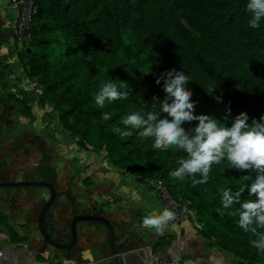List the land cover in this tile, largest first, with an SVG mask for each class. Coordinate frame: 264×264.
Here are the masks:
<instances>
[{
  "label": "trees",
  "instance_id": "1",
  "mask_svg": "<svg viewBox=\"0 0 264 264\" xmlns=\"http://www.w3.org/2000/svg\"><path fill=\"white\" fill-rule=\"evenodd\" d=\"M36 2L38 13L19 61L25 74L37 78L42 87L39 102L53 104L81 148L104 153L114 167L135 171L136 180L163 179L176 197L191 202L194 215L206 226L200 228L201 234L207 239L217 235L216 246L234 252L240 264H264V253L251 244L256 235L238 225L234 214L238 205L223 209L221 204L224 190L236 191L245 183L243 175L255 173L236 170L223 161L212 166L206 183L193 186L191 177H169L186 153L154 149L152 139L140 138L136 130L129 137L113 131L114 127L123 129L121 117L132 112L159 111L158 103L153 107V98L162 101L166 94L163 81L158 85L156 80L173 68L190 79L186 86L193 93L196 115H214L224 123L230 107L229 126L240 112L248 113L249 123L264 116V20L258 28L250 27L248 0ZM109 81H117L129 95L100 108L93 93L101 82ZM214 96L222 97V102ZM5 101L24 116L34 117L26 95L10 93ZM105 112L111 119H102ZM197 124L186 122L183 127L191 129ZM247 198L246 191L242 199ZM0 222L13 240H25L1 212ZM173 239L159 236L153 251L169 247ZM115 259L123 264L121 256Z\"/></svg>",
  "mask_w": 264,
  "mask_h": 264
},
{
  "label": "clouds",
  "instance_id": "2",
  "mask_svg": "<svg viewBox=\"0 0 264 264\" xmlns=\"http://www.w3.org/2000/svg\"><path fill=\"white\" fill-rule=\"evenodd\" d=\"M246 8L251 14L250 27L258 28L264 20V0H248ZM189 80L183 71L175 68L165 71L156 80L158 85L163 81L165 98L162 101L159 97L153 98L156 101L153 107L158 103L159 111L132 112L121 117L124 128L114 127L113 131L121 137H129L133 135L132 130H136L140 138L152 139L154 149L174 148L186 153L176 161L178 167L169 172V177L176 180L191 177L193 186L206 183L212 166L223 161L236 170L255 173L243 175L245 183L236 191L224 190L221 204L223 209L238 205L234 212L238 215V225L245 232L256 235L251 244L264 253V231H259L264 230V116L253 118L249 123L248 113L240 112L229 126L230 107L225 113L224 123L214 115H196L193 93L186 86ZM128 95V91L120 90L117 84L109 81L101 82L93 98L98 107L104 108L106 103L126 100ZM214 98L222 102V97ZM102 119H111V114L102 113ZM192 121H198L194 128L183 127L186 122ZM246 191L249 198L242 199ZM217 211L224 215L220 209ZM174 217L175 213L165 208L159 214L143 216L141 226L163 235Z\"/></svg>",
  "mask_w": 264,
  "mask_h": 264
},
{
  "label": "rangeland",
  "instance_id": "3",
  "mask_svg": "<svg viewBox=\"0 0 264 264\" xmlns=\"http://www.w3.org/2000/svg\"><path fill=\"white\" fill-rule=\"evenodd\" d=\"M10 13L13 15L15 13L10 8V0H0V96L6 100L10 93L20 96L26 95L34 117L28 118L19 109L9 105L6 115L0 122V140L31 147L34 156L42 164V170L46 168L47 173L50 174L48 169L52 168L51 174L54 176L57 188L65 197L60 196L55 202L53 207L56 206V211L54 210V213L47 217V226L55 238L67 242L70 239L68 228L70 211L68 210L74 207L75 213H78L77 211H81V207H83L87 212L92 213L101 205V165L106 157L104 153L96 152L93 149L81 148L78 137L61 123L58 111L53 104L51 102L44 104L39 102L42 87L37 78H31L25 74L23 65L19 61L20 50L25 47L28 38L23 44L15 41L11 33L13 19L11 20ZM4 47L10 51V56H7L6 52L3 51ZM114 83L118 87L121 86L117 81ZM3 110L4 107L0 103V113ZM119 170L127 175L133 174V177L136 178L135 171L129 168H120ZM144 179L146 181L143 186L149 184L153 178L145 177ZM146 190L148 191V189ZM67 195L70 200L65 204ZM72 199H74L73 203ZM187 221L192 222L193 232L203 238L205 253L211 254L217 263L222 260L239 259L234 252L222 250L216 246L217 235L213 234L211 239H207L201 234L200 228H206V226L197 214H193ZM79 233L81 237L78 246L75 252H72V257L76 261L90 262L101 258L103 255L106 256L109 250V235H104L101 231V223H81ZM36 236V238L25 237V241H28L26 242L27 256L34 253L36 260L42 264H65L67 251L48 245L40 239L39 235ZM182 238L183 234L180 232L178 237H174L173 242L177 241L175 244L179 245ZM148 246L153 258L157 256V251L162 249L154 252L153 244L149 243ZM88 249L89 253H82ZM196 257L197 255L193 254L184 258L191 260Z\"/></svg>",
  "mask_w": 264,
  "mask_h": 264
},
{
  "label": "crops",
  "instance_id": "4",
  "mask_svg": "<svg viewBox=\"0 0 264 264\" xmlns=\"http://www.w3.org/2000/svg\"><path fill=\"white\" fill-rule=\"evenodd\" d=\"M10 15L14 23V15L11 13ZM3 51L10 56V51L6 47ZM39 162L31 147L0 140V180L40 179L43 176L38 166ZM101 166L100 196L103 214L115 223L117 242L128 252L127 256L133 254L141 259L149 250L148 244H153L159 236H162L153 229L141 226L143 216L162 212L158 194L151 183L143 186L146 179L136 180L133 174H124L119 170L120 168L112 166L107 159H104ZM48 198L49 190L45 187L33 186L20 189L0 187V212L5 215L9 225L19 236L36 238V235H39L42 239L36 218L42 204ZM54 210L56 211V206L47 212L46 222L47 217L52 215ZM81 211L84 212L85 209L81 207ZM73 214L75 208L71 216ZM191 223L189 221L181 224L169 223L163 235L178 237L181 232L183 234L181 244L176 245L177 241H174L171 246L157 251L155 258L152 255L153 263L159 258L175 259V254L179 256V259H175L176 264H198L202 259L214 260L211 254L205 253L203 238L193 232L194 226ZM101 231L104 235H109L106 226L102 223ZM26 242L28 241L13 240L8 228L0 222V249L4 251L3 256H0L2 263L42 264L36 260L34 253L26 255ZM88 251L89 249L82 253H89ZM193 254L197 255L195 259L184 258Z\"/></svg>",
  "mask_w": 264,
  "mask_h": 264
},
{
  "label": "water",
  "instance_id": "5",
  "mask_svg": "<svg viewBox=\"0 0 264 264\" xmlns=\"http://www.w3.org/2000/svg\"><path fill=\"white\" fill-rule=\"evenodd\" d=\"M27 50L31 52L32 48L27 47ZM0 103L4 107V110L0 113V122H1L2 118L6 115L9 109V105L1 96H0ZM33 186L45 187L49 190V198L46 200V202L43 204L42 208L40 209L36 218V223L38 225V230L42 235L43 242L59 250L67 251L64 260L65 264H79L72 257V251L78 243V236H79L78 226L79 223L81 222H96V223L104 224L109 233V239H108L109 250L105 256V259L108 258L110 259L111 257L114 256H121L124 262L127 263L126 257L128 252H126L123 246H119L117 242L115 223L109 217L103 214V205L92 213H87V212L75 213L69 224L71 239L67 242H63L58 240L51 234L46 222L47 212L50 210V208L55 203L57 197L60 195V192L57 189V186L55 185L52 176L47 175L46 177H42L40 179L0 180V187H8V188L14 187L20 189L22 187H33ZM174 257L176 260L179 259V256H177L176 254L174 255ZM143 260L146 264H154L152 261V254L149 250H147V254L145 255V257H143ZM0 264H3L1 258H0Z\"/></svg>",
  "mask_w": 264,
  "mask_h": 264
},
{
  "label": "built area",
  "instance_id": "6",
  "mask_svg": "<svg viewBox=\"0 0 264 264\" xmlns=\"http://www.w3.org/2000/svg\"><path fill=\"white\" fill-rule=\"evenodd\" d=\"M10 8L15 11L11 33L17 43L23 44L34 17L38 13L37 2L36 0H10ZM150 183L158 194L161 210L167 208L175 213V217L170 224H181L192 217L194 210L191 202L176 197L163 179H152ZM3 254L4 251L0 249V256H3Z\"/></svg>",
  "mask_w": 264,
  "mask_h": 264
},
{
  "label": "flooded vegetation",
  "instance_id": "7",
  "mask_svg": "<svg viewBox=\"0 0 264 264\" xmlns=\"http://www.w3.org/2000/svg\"><path fill=\"white\" fill-rule=\"evenodd\" d=\"M3 119V118H2ZM38 166H39V169H40V172H41V175H42V173H44V175H42L43 177H46L47 175H50L51 174V171H52V168L48 165V167H50L48 170H49V173L50 174H48L47 173V171H46V168H45V166H44V170H42V164H41V162H39L38 163ZM46 171V172H45ZM50 176H52L53 177V180H54V183H55V179H54V176L51 174ZM55 185H56V183H55ZM57 186V185H56ZM58 189V188H57ZM60 192V191H59ZM65 197V195L64 194H61L60 193V195L57 197V199H56V201H58V199H59V197ZM61 200V199H60ZM70 199H69V196L67 195L66 196V201H64L65 202V204H67V202L69 201ZM55 201V202H56ZM72 201V203L74 202V199H72L71 200ZM44 204V203H43ZM43 204H42V206H43ZM55 204V203H54ZM54 204H53V206H54ZM68 205L69 206H71V204L70 203H68ZM53 206L51 207V208H53ZM101 206V205H100ZM42 208V207H41ZM40 208V209H41ZM50 208V209H51ZM71 209L73 210L74 209V207H71ZM71 209H69L68 211H70V222H71V219H72V217H73V215L71 216V214H72V210ZM83 209H85V208H83ZM98 209V208H97ZM96 209V210H97ZM95 211V210H94ZM94 211H92V212H94ZM79 212H83V211H79ZM78 212V213H79ZM84 212H87V210H85ZM87 213H89V212H87ZM70 222H69V224H70ZM81 223H86V222H81ZM81 223H79V225L81 224ZM69 228V227H68ZM70 230V229H69ZM78 233H79V226H78ZM80 233H79V236H78V242H79V240H80ZM70 239H71V233H70ZM69 239V240H70ZM109 244V243H108ZM77 246H78V243H77V245H76V247L73 249V251L75 252V249L77 248ZM72 251V252H73ZM162 252H164V251H162ZM115 257L116 256H114V257H111L110 259L108 258V259H105V255H103V256H101V258H99V259H96V260H93V261H90V262H88V261H84V262H78L79 264H119V262L115 259ZM123 259V258H122ZM126 259H127V263H125L124 262V260H123V264H146L145 262H144V260H143V258H138L136 255H133V254H130V255H128L127 257H126ZM3 264H5V263H3ZM154 264H176L175 263V259L174 258H172L171 260L169 259V260H161L160 258L158 259V260H155L154 261ZM179 264V263H178ZM198 264H240L239 263V260H229V261H227V260H222V261H220L219 263H217V262H215V260H207V259H202V260H199V262H198ZM249 264H263V263H261V262H254V263H249Z\"/></svg>",
  "mask_w": 264,
  "mask_h": 264
}]
</instances>
